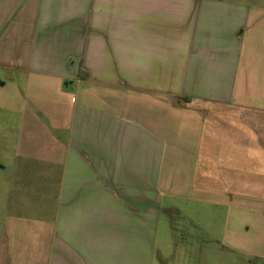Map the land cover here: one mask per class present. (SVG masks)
<instances>
[{
  "label": "crops",
  "instance_id": "0c3cea01",
  "mask_svg": "<svg viewBox=\"0 0 264 264\" xmlns=\"http://www.w3.org/2000/svg\"><path fill=\"white\" fill-rule=\"evenodd\" d=\"M172 211L264 259V0H0V264H167Z\"/></svg>",
  "mask_w": 264,
  "mask_h": 264
},
{
  "label": "rangeland",
  "instance_id": "374dc122",
  "mask_svg": "<svg viewBox=\"0 0 264 264\" xmlns=\"http://www.w3.org/2000/svg\"><path fill=\"white\" fill-rule=\"evenodd\" d=\"M183 215V214H182ZM170 217L165 216L161 224L157 248L167 255V264H264L262 258H250L242 255H231L225 251L219 253L216 240L220 236H207L206 231L196 224L190 223L186 218L181 219L177 212H170ZM184 216V215H183ZM174 222V229L171 228ZM197 221L200 218H195ZM203 227L219 229L218 222L207 224ZM228 253L229 255H227ZM171 255V256H170ZM170 256V257H169Z\"/></svg>",
  "mask_w": 264,
  "mask_h": 264
}]
</instances>
